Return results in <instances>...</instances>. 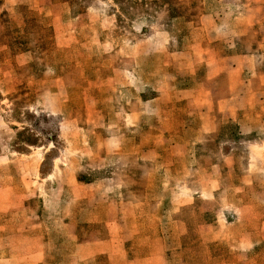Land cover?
Wrapping results in <instances>:
<instances>
[{"label": "crops", "instance_id": "crops-1", "mask_svg": "<svg viewBox=\"0 0 264 264\" xmlns=\"http://www.w3.org/2000/svg\"><path fill=\"white\" fill-rule=\"evenodd\" d=\"M21 3L49 21L46 79L28 77L45 83L39 104L61 115L58 137L67 144L48 177H70L57 186L69 199L55 201L62 210L50 216V225L61 227L50 239V264H183L186 236H198L206 247L220 244L217 252L207 248L208 264H264V0H216L184 36L160 30L122 42L110 34L113 23L102 10L94 24L88 9L71 15L56 0H0V12L12 14L11 6ZM83 26L89 34L82 40ZM254 32L259 44L243 49L241 39ZM15 60L23 65L32 55L20 52ZM231 125L238 134L254 133V140L226 136L214 162L199 145ZM232 143L245 145L242 168L228 152ZM100 153L154 163L144 173L146 197L123 200L120 186L105 196L100 184L78 181V171L56 163ZM186 159L192 168H183ZM171 167L178 177L196 175L195 186L166 179ZM256 189L253 198L243 194ZM185 208L191 219L182 218ZM28 247L26 253L16 246L13 257L28 259L15 264L41 263L39 241Z\"/></svg>", "mask_w": 264, "mask_h": 264}, {"label": "rangeland", "instance_id": "rangeland-1", "mask_svg": "<svg viewBox=\"0 0 264 264\" xmlns=\"http://www.w3.org/2000/svg\"><path fill=\"white\" fill-rule=\"evenodd\" d=\"M56 1L71 15L88 9L87 20L92 24L96 22L99 10L107 13L113 23L110 34L119 42L160 30H164L170 38L184 36L189 28L198 24L200 15L207 5L216 2V0ZM11 7L16 8L12 14L5 8L0 12V264L26 261L28 259L26 255L19 260L13 257L15 248L21 247L27 253L29 250L26 248H30L28 245L35 240L39 241V248L44 251V259L39 264H50V239H54L56 232L61 229L60 225L56 228L55 224L50 225V216L60 215L62 210L61 205L58 208L55 201L58 203L61 199H69L63 198V192L58 191L57 186L59 182L70 177L55 175L52 181L48 177L54 157H60L62 146L67 144H63L64 141L58 137V122L62 118L61 115H52L45 106L39 104V92L45 83L34 84L29 82L28 77L34 75L38 79H46L47 56L52 49L51 41L46 39L50 25L48 18L40 14L36 8H27L26 3ZM173 12L179 15V18L168 21V16ZM88 30L89 26H83L78 34L79 38L83 40L84 36L89 34ZM249 37L241 39L240 45L243 49L259 44L260 38L255 32L250 33ZM20 47L24 49L21 50ZM20 52H30L32 60L18 65L15 55ZM161 114L164 119L167 112L162 111ZM147 130L155 129L151 127ZM135 133L140 136L142 130ZM226 136L237 141L246 138L254 140L255 137L254 133L238 134L237 127L231 125L228 131L223 127L218 128L210 139L204 142L205 144L199 146L210 150L214 157L212 160L217 162L222 149L220 141ZM51 140L54 141L55 148L50 152ZM73 146L68 145L70 151L75 153ZM228 146V152L237 156L238 166L242 168L246 157L245 145L232 143ZM223 149L226 150V146ZM72 157L67 159L65 156L56 163L60 164V168H67L69 172L75 169L78 171L77 177L82 174L89 183L100 184L103 187V195L110 194L106 191L107 188L120 186L116 194L123 200L134 201L146 197L148 177L144 173L152 170L154 163L134 157L116 160L104 153H100L94 160H80L79 155L74 154ZM99 157L104 160H98ZM181 163L185 169L191 167L187 159ZM166 175V179L172 180L174 184L186 179L187 184L192 186H195L198 178L196 175L178 177L174 167L166 169ZM254 179L256 186L260 185V179L258 177ZM257 189L248 190L243 194L248 199L253 198ZM67 195L68 193H65V196ZM210 215L211 213L207 217ZM191 217V210L185 208L182 218L186 220ZM202 217H206V213L197 216L196 220L200 221ZM219 247L220 244L217 242L206 247L198 236H186L183 238L182 247L183 264H208L207 248L212 253L217 252ZM56 258L57 255H53L51 260L54 261Z\"/></svg>", "mask_w": 264, "mask_h": 264}, {"label": "trees", "instance_id": "trees-1", "mask_svg": "<svg viewBox=\"0 0 264 264\" xmlns=\"http://www.w3.org/2000/svg\"><path fill=\"white\" fill-rule=\"evenodd\" d=\"M178 18H179V15H177V14H175V12H173V13H170V15L168 16V21H169V19L177 20ZM20 43H23V41H20ZM20 49L23 50L24 47H20ZM27 49H29V48H27ZM77 179H78V181L89 182L88 179L86 180L84 177H82V174L81 175H78Z\"/></svg>", "mask_w": 264, "mask_h": 264}]
</instances>
